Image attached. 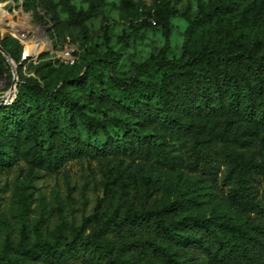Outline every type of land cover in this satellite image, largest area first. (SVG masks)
<instances>
[{
  "label": "rangeland",
  "instance_id": "rangeland-1",
  "mask_svg": "<svg viewBox=\"0 0 264 264\" xmlns=\"http://www.w3.org/2000/svg\"><path fill=\"white\" fill-rule=\"evenodd\" d=\"M133 2L134 7L128 10L120 0H91V15L76 22L70 15L86 9L90 1L0 0V36L11 39L5 43L7 47H17L20 53L27 54L25 62L18 67L15 63V69L7 58L9 64L0 57V102L6 103L9 90L16 92L21 78L29 76L35 90L39 89L37 96L45 101L57 96L63 103L60 108L54 104L49 113H39L37 129L44 146L51 129L78 135L98 146L105 142L103 131L98 129L92 134L76 107L102 120L113 137L120 141L130 139L127 149L120 150L126 156L122 163L114 150L53 164L36 159L28 149L29 143L18 144L16 149L8 147L13 160L0 165V250L6 239L17 243L23 226L30 242L37 234L43 241L63 240L70 239L84 224L83 219L95 212L121 216L139 206L146 188L143 177L147 175L161 182L159 197L171 201L180 195L186 199L189 211L185 221L191 214L206 218L224 215L231 221L244 217L231 202L228 185L221 181V175L231 165L226 154L232 150L243 159H263L264 143H204L217 165L216 179H212L202 172L201 159L195 157L196 138L191 132L170 134L158 122L141 124L139 114L110 109V101L133 107L145 95L152 102L158 98L154 91L145 95V91L141 95L138 90L125 93L112 84L111 78L160 82L164 71L148 65L150 59H176L202 42H210L214 49L233 55L264 54V0H253L257 6L254 18L242 16L239 9L225 15L220 24L213 20L205 28L193 23L197 0H168L171 10L167 14L163 1ZM186 8L188 18L184 15ZM163 15L168 19L167 34L161 24ZM40 37L46 38L44 47L38 46ZM13 78L16 81L12 88ZM72 114L75 126L71 123ZM216 119L206 121L202 137ZM203 120L197 117L192 122ZM124 130L131 135L124 136ZM134 131L141 136L155 135L150 143H144ZM25 150L32 155L26 157ZM85 230L89 227L85 226ZM139 235L124 237L135 240ZM135 264L144 263L139 260Z\"/></svg>",
  "mask_w": 264,
  "mask_h": 264
},
{
  "label": "trees",
  "instance_id": "trees-1",
  "mask_svg": "<svg viewBox=\"0 0 264 264\" xmlns=\"http://www.w3.org/2000/svg\"><path fill=\"white\" fill-rule=\"evenodd\" d=\"M86 9L72 12L70 17L82 22L91 15L92 3ZM163 1L168 13V0ZM253 0H197L193 23L205 28L214 20L236 10L242 16L254 18L257 6ZM126 9L134 7L133 0H120ZM184 15L188 18L187 8ZM164 32L168 33L167 15L161 18ZM7 38L0 36V45L17 67L25 62L17 47H7ZM6 43V44H5ZM210 42L194 44L176 59H150L164 71L160 82L112 77V84L125 93L138 90L141 95L154 91L158 98L151 101L145 95L133 107L110 101L109 108L121 113L139 114L141 124L159 123L170 134L191 132L195 136L194 154L201 159L203 173L216 179L215 159L203 144L221 140L233 145L264 143V54L256 57L250 52L230 54L216 50ZM0 57H6L0 51ZM8 63V61H7ZM9 64V63H8ZM21 75V74H20ZM11 101L0 102V165L13 160L8 149L29 143V150L39 161L61 164L70 158L114 150L122 163L120 150H126L130 139L120 141L113 137L104 122L86 114L80 107L76 111L84 117L92 134L103 131L106 140L94 145L78 135H65L51 129L44 146L39 137L37 119L41 110L50 112L63 104L57 96H37L29 76L21 78ZM102 98L101 96L99 99ZM138 108V109H137ZM16 117L21 119L16 120ZM204 118L193 124V118ZM217 118L207 127L206 136L201 130L209 118ZM75 126L73 114L70 116ZM133 130V129H132ZM125 135L131 132L124 130ZM136 137L150 143L155 134ZM158 134H160L158 132ZM129 140V141H128ZM6 146V147H4ZM26 157L32 154L25 150ZM230 167L221 175L229 187L231 202L240 209L243 218L231 221L222 215H190L189 208L180 195L173 200L158 196L161 182L144 176L146 188L139 206L117 214L99 215L96 212L83 219V225L73 232L70 239L41 240L39 234L29 241L25 227L20 230L16 244L6 239L0 250V264H264V158L243 159L239 152L228 150ZM116 158V159H117ZM106 192L109 187L105 183ZM187 220V219H186ZM93 221V222H91ZM85 226L89 227L86 232ZM139 233L137 239L124 236ZM205 258L202 261V258Z\"/></svg>",
  "mask_w": 264,
  "mask_h": 264
},
{
  "label": "water",
  "instance_id": "water-1",
  "mask_svg": "<svg viewBox=\"0 0 264 264\" xmlns=\"http://www.w3.org/2000/svg\"><path fill=\"white\" fill-rule=\"evenodd\" d=\"M0 51L2 52V54L7 58V60L9 61V63L11 64V67L15 69V64L13 62V60L10 58V56L7 54V52L4 51V49L2 48V46L0 45ZM15 81H16V78H13V81H12V88L14 87L15 85Z\"/></svg>",
  "mask_w": 264,
  "mask_h": 264
},
{
  "label": "bare ground",
  "instance_id": "bare-ground-1",
  "mask_svg": "<svg viewBox=\"0 0 264 264\" xmlns=\"http://www.w3.org/2000/svg\"><path fill=\"white\" fill-rule=\"evenodd\" d=\"M11 27H13V25L11 26ZM38 46L39 47H44V44H46V38L45 37H40V38H38ZM15 64V63H14ZM10 91V93L9 94H11L12 93V89L11 90H9Z\"/></svg>",
  "mask_w": 264,
  "mask_h": 264
},
{
  "label": "built area",
  "instance_id": "built-area-1",
  "mask_svg": "<svg viewBox=\"0 0 264 264\" xmlns=\"http://www.w3.org/2000/svg\"><path fill=\"white\" fill-rule=\"evenodd\" d=\"M26 55L27 54H22V58H25L26 57ZM15 95V92H14V90H12V93L11 94H9V95H7L8 96V98L5 100L6 102H9V101H11V99L13 98V96Z\"/></svg>",
  "mask_w": 264,
  "mask_h": 264
}]
</instances>
